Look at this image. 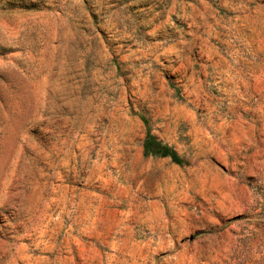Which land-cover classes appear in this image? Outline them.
Returning a JSON list of instances; mask_svg holds the SVG:
<instances>
[{
  "label": "rangeland",
  "instance_id": "1",
  "mask_svg": "<svg viewBox=\"0 0 264 264\" xmlns=\"http://www.w3.org/2000/svg\"><path fill=\"white\" fill-rule=\"evenodd\" d=\"M0 264H264V0H0Z\"/></svg>",
  "mask_w": 264,
  "mask_h": 264
},
{
  "label": "trees",
  "instance_id": "2",
  "mask_svg": "<svg viewBox=\"0 0 264 264\" xmlns=\"http://www.w3.org/2000/svg\"><path fill=\"white\" fill-rule=\"evenodd\" d=\"M144 154L146 156L170 157L177 163H184V158L173 146L160 140L150 130L144 140Z\"/></svg>",
  "mask_w": 264,
  "mask_h": 264
}]
</instances>
